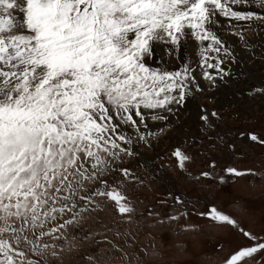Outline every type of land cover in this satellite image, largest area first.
<instances>
[{
    "label": "snow or ice",
    "instance_id": "6c2138e0",
    "mask_svg": "<svg viewBox=\"0 0 264 264\" xmlns=\"http://www.w3.org/2000/svg\"><path fill=\"white\" fill-rule=\"evenodd\" d=\"M242 3L248 0H0V264H39L22 242L31 244L33 254L51 247L41 238L58 239L55 234L75 221L77 204L69 201L77 195L84 205L98 207L94 197H107L120 214L133 211L105 177L110 167L116 170L112 162L122 152L134 154L121 126L133 127L146 140L141 125L146 129L149 118L167 120L156 109L172 112L170 106L183 105L192 88L201 90L190 79L189 63L177 71L151 66L156 44L179 49L190 30L206 45L200 48L202 65L222 78L227 73L220 53L231 52L214 29L217 17L264 23V15L233 7ZM257 3L264 7V0ZM208 51L217 54L214 64L207 63ZM203 75L213 79L208 71ZM201 120L208 123L207 115ZM248 135L264 145V139ZM173 155L183 168L188 157L179 149ZM66 211L71 219L43 230ZM201 215L238 227L215 206ZM243 235L255 243L232 252L223 264H245L264 251V242L251 232Z\"/></svg>",
    "mask_w": 264,
    "mask_h": 264
},
{
    "label": "rangeland",
    "instance_id": "374dc122",
    "mask_svg": "<svg viewBox=\"0 0 264 264\" xmlns=\"http://www.w3.org/2000/svg\"><path fill=\"white\" fill-rule=\"evenodd\" d=\"M233 7L264 15L257 0ZM217 19L214 29L231 52L220 53L227 73L222 78L215 68L202 65L200 48L206 45L196 42L190 30L179 49L156 44L151 66L177 71L189 63L190 79L194 77L201 90L192 88L183 105L170 106L172 112L156 109L167 120L149 118L146 129L141 125L146 140H140L133 127L121 126L132 139L134 154L122 152L112 162L116 170L110 167L105 177L133 211L120 214L107 197H94L98 207L84 205L77 195L69 201L77 204L75 221L55 234L58 239L41 238L51 247L33 254L31 244L22 242L29 258L39 264H223L232 252L255 243L244 231L264 242V145L248 135L264 139V23ZM206 56L208 64L215 63V52ZM204 71L213 79H206ZM203 115L208 123L201 120ZM177 149L188 157L183 168L173 155ZM229 168L242 174L229 173ZM204 172L211 175L202 176ZM89 187L85 184L84 191ZM210 206L234 217L238 227L201 215ZM173 216L175 220L169 219ZM69 219L71 213H57L43 230ZM28 235L33 238L30 223ZM245 264H264V251L245 258Z\"/></svg>",
    "mask_w": 264,
    "mask_h": 264
},
{
    "label": "bare ground",
    "instance_id": "6f19581e",
    "mask_svg": "<svg viewBox=\"0 0 264 264\" xmlns=\"http://www.w3.org/2000/svg\"><path fill=\"white\" fill-rule=\"evenodd\" d=\"M232 40V39H231ZM153 63V62H152Z\"/></svg>",
    "mask_w": 264,
    "mask_h": 264
}]
</instances>
